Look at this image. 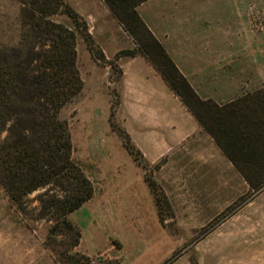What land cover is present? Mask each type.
<instances>
[{"label": "rangeland", "instance_id": "obj_1", "mask_svg": "<svg viewBox=\"0 0 264 264\" xmlns=\"http://www.w3.org/2000/svg\"><path fill=\"white\" fill-rule=\"evenodd\" d=\"M66 2L81 16L90 40L76 32L83 84L61 115L69 122L72 158L95 193L68 215L80 237L67 253L86 258L81 264L250 261L260 252V232L264 237V185L252 190L199 124L201 135L193 145L180 143L152 163L141 154L146 167L138 164L125 147V143L135 145L127 138L120 113V60L134 56H117L134 49V40L102 0ZM105 9L110 18L101 17L95 31L90 29L89 24L96 23L92 16ZM136 10L162 45L168 38L185 37L184 49L200 53L201 61L188 60L200 61L197 74L185 78L201 99L223 104L264 88V0H147ZM17 15L16 3L0 0V40L16 36L9 30L15 27ZM53 18L76 31L66 15ZM250 175L259 179L257 173ZM145 177L154 183L153 192ZM40 191L28 196L29 208H37L35 197ZM154 197L159 199L163 222ZM35 215L22 216L0 187V264L71 261L64 256L73 236H55L50 231L52 221Z\"/></svg>", "mask_w": 264, "mask_h": 264}, {"label": "trees", "instance_id": "obj_2", "mask_svg": "<svg viewBox=\"0 0 264 264\" xmlns=\"http://www.w3.org/2000/svg\"><path fill=\"white\" fill-rule=\"evenodd\" d=\"M11 1L18 5L17 23L9 30L16 36L0 40V136L5 133L0 140V187L22 216L36 212V218L52 221L50 231L55 236L72 235L64 256L71 261L65 264H81L86 258L67 253L80 237L68 215L91 199L94 188L72 158L70 126L61 112L83 84L76 32L87 41L90 35L66 0ZM102 1L135 43L134 49L117 56H143L251 189H260L264 185V88L223 104L201 99L140 18L136 8L147 0ZM59 14L71 19L76 31L53 18ZM125 147L145 168L140 151L132 144ZM251 173L259 179L252 180ZM144 180L153 192L154 183ZM36 190L42 191L35 197L37 208L31 209L28 196ZM154 204L163 222L156 197Z\"/></svg>", "mask_w": 264, "mask_h": 264}, {"label": "crops", "instance_id": "obj_3", "mask_svg": "<svg viewBox=\"0 0 264 264\" xmlns=\"http://www.w3.org/2000/svg\"><path fill=\"white\" fill-rule=\"evenodd\" d=\"M103 16L110 18L107 9L100 16H92L96 23H90V29L95 31L98 20ZM185 39V37L176 40L168 38L162 43L180 72L188 77L189 74L196 73L195 69L199 68L202 57H199L200 53H190L185 50L184 44L188 41ZM194 42L202 41L196 39ZM189 59H200V61H196L195 64L188 62ZM120 68L122 70L120 113H122L123 127L143 158L152 163L180 143L193 145L197 136L201 135L200 127L178 97L169 90L154 67L143 56L138 55L120 60ZM191 68L193 71L190 70ZM213 143L210 140L211 146ZM258 241L260 252L255 253L250 261L247 259L245 264H264L262 232Z\"/></svg>", "mask_w": 264, "mask_h": 264}, {"label": "built area", "instance_id": "obj_4", "mask_svg": "<svg viewBox=\"0 0 264 264\" xmlns=\"http://www.w3.org/2000/svg\"><path fill=\"white\" fill-rule=\"evenodd\" d=\"M96 261H97V260H92V262H91V263H92V264H96Z\"/></svg>", "mask_w": 264, "mask_h": 264}]
</instances>
